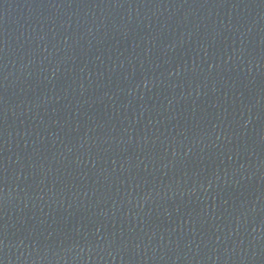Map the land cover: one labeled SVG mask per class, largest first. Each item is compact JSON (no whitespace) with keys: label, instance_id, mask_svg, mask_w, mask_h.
Segmentation results:
<instances>
[{"label":"water","instance_id":"obj_1","mask_svg":"<svg viewBox=\"0 0 264 264\" xmlns=\"http://www.w3.org/2000/svg\"><path fill=\"white\" fill-rule=\"evenodd\" d=\"M0 264H264V0H0Z\"/></svg>","mask_w":264,"mask_h":264}]
</instances>
